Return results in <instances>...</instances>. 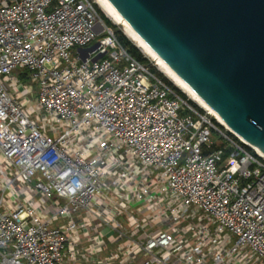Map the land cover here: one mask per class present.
I'll return each mask as SVG.
<instances>
[{"label":"built area","instance_id":"1","mask_svg":"<svg viewBox=\"0 0 264 264\" xmlns=\"http://www.w3.org/2000/svg\"><path fill=\"white\" fill-rule=\"evenodd\" d=\"M174 87L92 0H0V264H264V157Z\"/></svg>","mask_w":264,"mask_h":264},{"label":"water","instance_id":"2","mask_svg":"<svg viewBox=\"0 0 264 264\" xmlns=\"http://www.w3.org/2000/svg\"><path fill=\"white\" fill-rule=\"evenodd\" d=\"M107 1L230 133L264 154V0Z\"/></svg>","mask_w":264,"mask_h":264},{"label":"bare ground","instance_id":"3","mask_svg":"<svg viewBox=\"0 0 264 264\" xmlns=\"http://www.w3.org/2000/svg\"><path fill=\"white\" fill-rule=\"evenodd\" d=\"M99 5L103 8V10L112 17L113 20L116 22H119L123 26H125V30L128 33L129 37L136 43V45L139 47V49L147 55L149 58H151L155 63L157 62L158 67L161 69V71L171 80L173 83L179 87L184 93L191 96L192 99H196L200 104H202L204 107H206L212 114H214L218 120L219 123L224 125L227 129V125L221 120V118L214 113L207 104H205L198 96L197 94L183 81L181 80L166 64L165 62L159 58L153 50L132 30V28L127 24V22L120 16V14L109 4L107 0H98ZM230 130V129H229ZM263 157L264 154L257 150Z\"/></svg>","mask_w":264,"mask_h":264},{"label":"rangeland","instance_id":"4","mask_svg":"<svg viewBox=\"0 0 264 264\" xmlns=\"http://www.w3.org/2000/svg\"><path fill=\"white\" fill-rule=\"evenodd\" d=\"M93 1V3L95 4V6H96V8H97V10L99 11V13H101V15H102V17H104V19H106V20H108L112 25H114L115 27H117V29L118 30H120L121 32H122V34L124 35V36H126V38H128V40L134 45V46H136L138 49H139V47L136 45V43L129 37V35H128V33L126 32V30H125V26H123L122 24H120L119 22H116L115 20H113L112 19V17H110L104 10H103V8L101 7V5H99V2H98V0H92ZM77 50H78V48L76 49V50H74V55H76V52H77ZM140 50V49H139ZM140 52H141V54L145 57V58H147L150 62H151V64H152V66H154L156 69H157V71L159 72V73H161L165 78H167L174 86H176L174 83H173V81H171L162 71H161V69L158 67V65H157V62L155 63V61H153L151 58H149L147 55H145L141 50H140ZM16 74V76L17 77H19L20 78V80H21V82L25 85V86H34L35 87V89L37 88V86L30 80V74L28 73V72H20V71H18V72H16L15 73ZM177 87V86H176ZM177 88H179V87H177ZM180 89V88H179ZM181 90V89H180ZM181 92L183 93V94H185V96L188 98V99H190L191 101H194L202 110H208L206 107H204L202 104H200V102H198L196 99H192V97L191 96H189V95H187L186 93H184L182 90H181ZM213 116H215L214 114H213ZM215 118H216V116H215ZM217 119V118H216ZM214 120V119H213ZM216 121V120H215ZM218 121V120H217ZM216 121V122H217ZM221 124V123H220ZM222 125V124H221ZM222 126H224V125H222ZM224 128V130H225V132L226 131H228L229 133H230V131H229V129H227L225 126L223 127ZM230 134H232V133H230ZM232 137L233 138H235L236 136L235 135H233L232 134Z\"/></svg>","mask_w":264,"mask_h":264},{"label":"trees","instance_id":"5","mask_svg":"<svg viewBox=\"0 0 264 264\" xmlns=\"http://www.w3.org/2000/svg\"><path fill=\"white\" fill-rule=\"evenodd\" d=\"M99 12V11H98ZM101 18L107 23V25L115 32L119 42L121 43V45L129 52V54L135 58L136 60H138L139 62H141L142 64H145L147 66H150L151 67V70L153 73H156L158 74L167 84H169L170 86L174 87V85L167 79L165 78L161 73H159L157 71V69L152 66L151 62L145 58L140 50L134 46L129 40L128 38H126V36H124L122 34V32L120 30L117 29V27H115L114 25H112L108 20L104 19V17H102L101 13H99ZM175 88V87H174ZM176 89V88H175ZM177 92L181 95V97L184 99V100H188V98L185 96V94H183L180 90L176 89ZM192 105L193 102L189 101ZM196 107V105H195ZM222 128V127H221ZM224 130V128H222ZM228 135H230L232 137V134H230L229 132H227ZM235 140H237L236 138H234ZM238 141V140H237ZM249 151H251L252 153H254V151H252L250 148L246 147Z\"/></svg>","mask_w":264,"mask_h":264}]
</instances>
